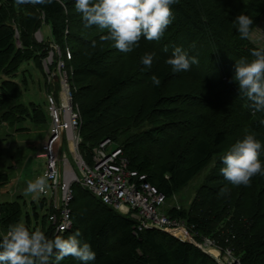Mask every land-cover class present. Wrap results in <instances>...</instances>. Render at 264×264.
<instances>
[{"label": "trees", "instance_id": "obj_1", "mask_svg": "<svg viewBox=\"0 0 264 264\" xmlns=\"http://www.w3.org/2000/svg\"><path fill=\"white\" fill-rule=\"evenodd\" d=\"M63 3L65 7L55 2L16 6L14 0H0V73L6 77L0 84V120H10L12 110L7 108L22 97L21 85L15 80L22 63L34 59L41 67V59L48 54L49 43L38 41L35 33L43 23L50 24L60 47L65 51L68 43L72 49L73 56L66 57V62L73 69L74 101L82 115L81 150L91 153L101 141L117 140L131 126L152 125L118 146L130 168L145 175L144 181L167 199L216 160L190 209L170 207L167 213L185 219L199 235L216 238L220 226L223 235L235 236L234 250L242 264H264V229H256L264 221L263 185L259 189L260 182H255L248 190L249 185L237 190L230 188L221 173V157L245 134H255L264 145V112L254 110L233 80L236 60H251L252 50L261 48L250 36L241 39L236 17L249 15L253 32L264 22V0H178L172 5L174 19L164 36L159 41L141 38L139 46L128 53L104 39L106 29L85 27L82 15L75 11V0ZM175 47L199 62L188 71H173L167 59ZM150 52L155 57L148 68L141 58ZM153 75L160 79L158 87L152 83ZM30 106L32 113L24 103L11 107L22 114L20 121L27 115L44 123L45 114L41 108L39 113L38 104L31 102ZM259 157L264 163V147ZM73 190L70 230L55 233L44 198L41 203L46 213L41 217L34 209L33 221L26 211L24 223L36 229L40 222L49 238H66L79 231L81 241L90 243L96 253V259L87 264H218L196 245L167 232L136 230L133 218L87 188L74 185ZM23 218L18 200L0 202V226ZM250 222L256 227H248ZM61 264L85 262L68 256Z\"/></svg>", "mask_w": 264, "mask_h": 264}, {"label": "clouds", "instance_id": "obj_2", "mask_svg": "<svg viewBox=\"0 0 264 264\" xmlns=\"http://www.w3.org/2000/svg\"><path fill=\"white\" fill-rule=\"evenodd\" d=\"M20 5H48L59 3L65 7L63 0H14ZM178 0H75V11L82 15L85 27L97 26L107 30L105 40L121 52H132L139 46L141 38L159 41L172 23L174 14L172 5ZM241 39H248L252 32L253 19L249 15L236 17ZM95 47V42L92 44ZM167 51V49H165ZM251 60L240 58L235 62L233 80L238 82L240 90L253 104L256 112H264V47L253 49ZM154 52L145 54L141 61L151 68ZM199 61L189 57L181 47L173 49L167 64L175 72L188 71L192 64ZM152 83L160 85V79L153 75ZM264 147L253 133H247L237 140L221 157L224 167L221 173L234 186L249 185L252 177L264 175V163L259 156ZM56 176L48 173L27 181L23 190L26 197L44 193L49 180ZM224 191H227L226 189ZM79 231L66 238L57 235L49 238L39 228L31 229L22 220L11 223L0 235V264H61L65 257L72 256L85 262L96 259L91 244L82 242Z\"/></svg>", "mask_w": 264, "mask_h": 264}, {"label": "built area", "instance_id": "obj_3", "mask_svg": "<svg viewBox=\"0 0 264 264\" xmlns=\"http://www.w3.org/2000/svg\"><path fill=\"white\" fill-rule=\"evenodd\" d=\"M39 31L36 35L40 34ZM50 48L45 67L47 83L58 88L47 91L51 125L41 144V156L46 159L44 174L55 175L56 179H50L46 191L41 194L47 201L48 222L55 233H63L73 227V186L80 185L105 204L133 218L138 231L158 229L188 241L206 253L214 251L215 241L211 237L199 235L185 219L167 213L166 195L144 181L145 175L130 168L124 150L112 139L101 141L91 153L81 150L82 115L78 103L74 101L69 80V72L73 69L69 71L66 62V57L71 59L72 53L69 46L64 53L54 39ZM68 153L73 155L75 163H72ZM230 250L233 251V248ZM214 256L219 258V255ZM236 260L221 263L240 264Z\"/></svg>", "mask_w": 264, "mask_h": 264}, {"label": "rangeland", "instance_id": "obj_4", "mask_svg": "<svg viewBox=\"0 0 264 264\" xmlns=\"http://www.w3.org/2000/svg\"><path fill=\"white\" fill-rule=\"evenodd\" d=\"M42 33H40V31ZM39 33H35V36L38 41H46L49 43L48 54L41 59V67L34 61L30 59L28 62L22 63L15 80L18 81L21 85L22 97L15 100L7 110H12L10 120H0V202L2 201H13L18 200L22 204L24 218L25 212L30 213V217L35 221L34 209L42 217L46 213V208L42 206L43 195L38 194L35 196L26 197L23 194V190L27 186V181L33 180L38 176H41L45 172L46 164L45 158L41 156V144L49 133V128L51 125V117L49 114L47 106V91L52 90L53 88H58L53 86L48 82L47 73L45 70L46 62L49 61L51 48L50 45L53 42V35L51 32V25L48 23H43ZM37 32V31H36ZM44 39V40H43ZM251 41L261 47H264V22L256 27L255 30L250 35ZM43 40V41H42ZM69 49L72 53L70 44L67 43ZM66 46V49H67ZM45 49V48H44ZM66 53V51H64ZM73 56V55H72ZM55 64V63H53ZM54 66H51V69ZM72 67L69 68V71ZM70 85L72 87V74L73 71H70ZM3 73H0V84L5 79ZM26 79L27 83L24 82ZM73 91V90H72ZM74 97V93H73ZM34 102L38 104V109L41 108L45 114V121L35 122L29 116H25L24 120L20 121L18 118L22 115L19 112H14L12 107L19 103H24L28 106L29 111L32 113L33 109L30 104ZM39 109V113L40 110ZM17 113V114H16ZM2 112H0L1 118ZM130 118L125 120L129 121ZM124 122V123H125ZM152 125L144 123L137 127H130L128 130L120 133L117 137V140H114L115 144L122 143L128 137L130 138L133 135H139L141 131L151 128ZM82 135V127H81ZM140 136H137L138 138ZM164 152V153H163ZM165 160L168 159L166 156L165 150L163 151ZM72 163H75L73 155L68 153ZM261 160V157H259ZM263 160V159H262ZM216 164V160L212 161L205 169H203L195 178H193L187 186L176 192L171 198L167 199L165 208L177 207L178 209H190L191 204L197 196L198 190L202 184L207 179L208 175L211 173L213 167ZM255 182L259 183V189L264 188V175H256L252 177L249 186L246 190L249 189ZM236 188L237 190L243 189V185L234 186L230 184V188ZM245 187V186H244ZM228 189V188H227ZM245 189V188H244ZM32 221V222H33ZM38 228H41V223L39 222ZM248 227H256L253 222L247 223ZM33 226V223H32ZM222 226V225H221ZM259 227V228H258ZM256 229H264V221L259 223ZM7 227L0 226V235L6 230ZM221 227L218 226L216 238L212 236L211 239L215 241L214 251L207 252L213 259L218 263L222 264L221 261L229 263L233 259L239 260L240 264V255L237 253L235 248L234 240L235 236L230 237L228 234H224L220 231ZM224 229V228H223ZM222 229V230H223ZM220 231V232H219ZM258 231V230H257ZM261 236H264V231ZM226 233V231H225ZM206 236V235H203ZM233 248V251L230 250ZM214 255H219V258H216Z\"/></svg>", "mask_w": 264, "mask_h": 264}]
</instances>
